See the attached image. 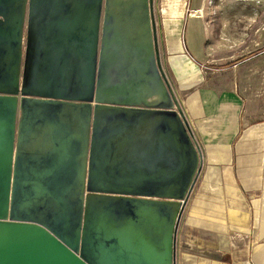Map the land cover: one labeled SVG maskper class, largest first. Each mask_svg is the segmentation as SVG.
<instances>
[{"label": "water", "instance_id": "95a60500", "mask_svg": "<svg viewBox=\"0 0 264 264\" xmlns=\"http://www.w3.org/2000/svg\"><path fill=\"white\" fill-rule=\"evenodd\" d=\"M24 1L0 0V33L9 35L0 42L12 52L0 73V102L13 106L0 162V264H175L176 232L202 156L161 64L153 0H91L85 81L66 104L49 91L70 88L33 95L18 87ZM14 96L23 121L30 107L80 112V135L61 137L38 182L30 162V182L10 183ZM113 127L156 128L160 147L147 144L143 160L125 162L110 148ZM72 148L77 162H64ZM16 165L18 174L24 164Z\"/></svg>", "mask_w": 264, "mask_h": 264}, {"label": "crops", "instance_id": "0c3cea01", "mask_svg": "<svg viewBox=\"0 0 264 264\" xmlns=\"http://www.w3.org/2000/svg\"><path fill=\"white\" fill-rule=\"evenodd\" d=\"M200 4L153 0L152 10L162 67L202 156L177 228L175 264H264V48L238 57L223 50L225 56L213 57L218 48L202 26ZM93 7L95 12L91 0L24 1L18 87L33 95H42L43 88H70L49 93L61 96L62 104L75 102L89 60ZM8 36L0 33L2 39ZM198 37L200 46L192 55L188 46ZM7 46L0 42V73L11 63ZM185 61L194 65L196 77L178 75L173 65ZM18 99L14 96L10 129V183L30 182V162L38 182L61 137L80 135V112L66 105L30 107L23 121ZM9 107L11 102H0V162L4 152L8 156ZM70 151L64 162H77L75 149ZM16 162L24 164L18 174Z\"/></svg>", "mask_w": 264, "mask_h": 264}, {"label": "rangeland", "instance_id": "374dc122", "mask_svg": "<svg viewBox=\"0 0 264 264\" xmlns=\"http://www.w3.org/2000/svg\"><path fill=\"white\" fill-rule=\"evenodd\" d=\"M199 1L192 0L193 6H197ZM257 1L201 0L202 5L200 4L199 10L202 14L199 16L202 26L205 33H208L213 40V45L218 48L213 57L218 59L225 56L223 50L238 54V57L255 49L264 48V22H262L264 9L257 4ZM163 10L166 11L167 8ZM164 11L163 15H165ZM183 33L185 34V31ZM186 39L189 40L187 33ZM190 41L191 45L188 48L193 55L200 46L201 40L198 37Z\"/></svg>", "mask_w": 264, "mask_h": 264}, {"label": "flooded vegetation", "instance_id": "af4514ba", "mask_svg": "<svg viewBox=\"0 0 264 264\" xmlns=\"http://www.w3.org/2000/svg\"><path fill=\"white\" fill-rule=\"evenodd\" d=\"M145 128L134 129L130 127L125 128H111L109 134L110 148H114V152L122 158L125 162L141 161L144 158V147L147 144L154 145L156 148L160 147L159 130L153 128V132L146 133ZM121 141L123 143L121 144Z\"/></svg>", "mask_w": 264, "mask_h": 264}, {"label": "bare ground", "instance_id": "6f19581e", "mask_svg": "<svg viewBox=\"0 0 264 264\" xmlns=\"http://www.w3.org/2000/svg\"><path fill=\"white\" fill-rule=\"evenodd\" d=\"M173 67L179 73L178 75L184 78H194L198 75V72L196 71L194 65L191 64L189 61L178 63V67L176 66V64H174Z\"/></svg>", "mask_w": 264, "mask_h": 264}, {"label": "built area", "instance_id": "2783aa9c", "mask_svg": "<svg viewBox=\"0 0 264 264\" xmlns=\"http://www.w3.org/2000/svg\"><path fill=\"white\" fill-rule=\"evenodd\" d=\"M257 4L262 8L264 9V0L262 1H257ZM185 115V114H184ZM190 126V125H189Z\"/></svg>", "mask_w": 264, "mask_h": 264}]
</instances>
